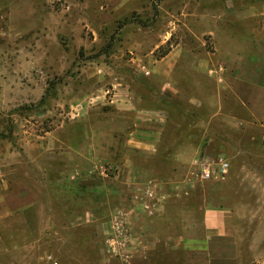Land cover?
Returning <instances> with one entry per match:
<instances>
[{
    "label": "rangeland",
    "instance_id": "rangeland-1",
    "mask_svg": "<svg viewBox=\"0 0 264 264\" xmlns=\"http://www.w3.org/2000/svg\"><path fill=\"white\" fill-rule=\"evenodd\" d=\"M263 6L0 0V185L25 180L41 194L26 225L0 223V264H209L206 213L219 206L232 211L239 264H264V131L220 72L180 61L167 79L146 75L150 55L171 51L239 59L241 44L255 42ZM104 91L107 99L140 94L149 115L89 102ZM83 97L77 117L70 112ZM47 131L80 154L29 163L25 146ZM130 133L158 140L139 144ZM208 155L229 160L226 179L196 176L194 158ZM4 232L28 246L3 252Z\"/></svg>",
    "mask_w": 264,
    "mask_h": 264
},
{
    "label": "crops",
    "instance_id": "crops-1",
    "mask_svg": "<svg viewBox=\"0 0 264 264\" xmlns=\"http://www.w3.org/2000/svg\"><path fill=\"white\" fill-rule=\"evenodd\" d=\"M256 15L259 20L255 27V42L251 41V43H247L248 41H246L245 44H241L239 59L236 57H229L218 60L215 59V61H213L211 56H208L206 60L194 54L190 56L181 54L179 50L175 53L171 51L160 60H156L153 55H150L148 57L150 69L147 68L149 71H146V75L153 74L159 78L167 79L171 76L173 71H178L180 69V66H178L180 61H191L193 62L191 65L193 71L207 72L210 76L214 71L215 73L220 72V74L225 77L223 84L224 88L233 92L238 99L240 108L245 110V112L250 115L252 122H254L259 129L264 131V6L261 10L259 9L256 11ZM226 60H230L232 63L239 61V65L237 67L235 64H227ZM222 62L223 65L220 66ZM164 88L165 87L161 89L163 90ZM134 97L129 92L127 95L117 93L115 97L107 99L106 91H104L100 93L97 98L92 97L89 102H94L93 100L97 99V102L101 103V105H112L114 108L133 111L142 116H144V114L149 115L147 112L140 111L150 109V107L143 104L142 96L138 94V96ZM132 98H134V100H132ZM82 100L83 101L76 103V106H72L73 111L70 112L71 114L77 117L85 114L83 113L84 110H82L79 105L82 102L85 103L87 98L83 97ZM19 103L20 102H17L15 105ZM11 104L12 103L6 102L5 106ZM130 135V139L139 144L151 141L153 138L156 139L157 137L156 135L150 137V135L147 134L142 136L145 139L135 140L134 134L130 133ZM156 140H158V138ZM59 142L62 143L61 138L49 131L44 135H38L36 143L25 146V153L29 158L28 162H32L36 164L37 167L41 168V165L37 164L41 159L52 161L57 159L58 156H68V158L72 160L80 154L79 150L65 147L63 149L61 147L59 148ZM90 159L93 160V167L96 166L98 159L94 160L92 157ZM74 170V174L80 173L79 167L74 168ZM5 188L6 186L0 185V208L4 209V212L0 214V223H8L12 220L16 221V223H25L26 225L30 220L27 211L32 207L38 208L40 205L41 194L39 189L35 187L34 183L25 180H20L13 190H5ZM231 213L232 211L224 206L211 207L207 210L205 221L207 236L205 243L209 264H239V248L236 245L235 237L228 228V217ZM15 239H17V237L13 233H3V252L12 254L13 250H15L19 253L28 246L23 242H13ZM1 240L2 236L0 233V241Z\"/></svg>",
    "mask_w": 264,
    "mask_h": 264
},
{
    "label": "built area",
    "instance_id": "built-area-1",
    "mask_svg": "<svg viewBox=\"0 0 264 264\" xmlns=\"http://www.w3.org/2000/svg\"><path fill=\"white\" fill-rule=\"evenodd\" d=\"M192 165L195 174L202 180H224L230 174V162L223 155L198 156L194 158Z\"/></svg>",
    "mask_w": 264,
    "mask_h": 264
}]
</instances>
